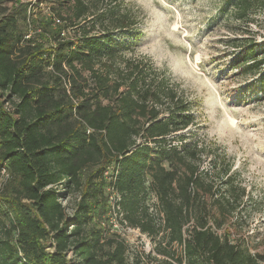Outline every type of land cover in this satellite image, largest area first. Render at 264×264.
<instances>
[{
	"label": "trees",
	"instance_id": "obj_1",
	"mask_svg": "<svg viewBox=\"0 0 264 264\" xmlns=\"http://www.w3.org/2000/svg\"><path fill=\"white\" fill-rule=\"evenodd\" d=\"M47 5L0 8V264H74L69 251L81 264H127L125 241L100 224L113 166L122 218L150 237L160 264H264L224 227L249 217L251 199L231 156L180 132L195 116L166 69L124 57L138 36L136 9L125 0ZM233 8L252 21L264 0ZM234 64L249 73L261 63L244 47ZM73 191L68 215L60 197Z\"/></svg>",
	"mask_w": 264,
	"mask_h": 264
},
{
	"label": "rangeland",
	"instance_id": "obj_2",
	"mask_svg": "<svg viewBox=\"0 0 264 264\" xmlns=\"http://www.w3.org/2000/svg\"><path fill=\"white\" fill-rule=\"evenodd\" d=\"M15 1L2 0L0 8H10ZM21 1L32 4L30 11H50L48 0ZM234 1L125 0L136 9L134 31L138 36L129 40L123 55L147 56L156 67L166 69L195 116L193 124L180 132L213 140L231 156L251 199L244 198L249 217L238 222L233 217L224 227L233 242L238 241L252 253H264V11H253V20L245 21L237 18ZM51 3L58 9L61 2ZM244 47H253L261 63L249 73L234 64V56ZM5 173L0 171V183L7 178ZM54 187L62 193L60 184ZM78 198L77 191L60 197L68 215ZM150 201H156L153 195ZM100 221L106 233L116 232L125 241L127 264H160L157 258L161 256L145 233L137 234L118 223L115 226L112 212ZM69 257L74 264H81L70 251Z\"/></svg>",
	"mask_w": 264,
	"mask_h": 264
},
{
	"label": "built area",
	"instance_id": "obj_3",
	"mask_svg": "<svg viewBox=\"0 0 264 264\" xmlns=\"http://www.w3.org/2000/svg\"><path fill=\"white\" fill-rule=\"evenodd\" d=\"M61 34H65V31H63ZM26 36H29V34H27ZM5 107L7 109H13V104L10 101H6L5 102ZM0 171L2 173H5L6 176L8 177V171L5 167V165H2L0 168ZM117 173V167L113 166L111 168H108L105 172H104V176L108 179H110V183L107 186V195H108V202L110 204V210L109 212H112L115 216V223L114 225L117 226V223L120 227H123L125 229H129V230H134L137 231V234L141 235L140 229L138 227H132L127 225L126 221L122 218V212L120 210V204H119V200H120V194L118 193V191L116 190V188L114 187V183L113 180L115 178V175ZM7 179V178H6ZM5 179V180H6ZM4 180V181H5ZM2 183H0L1 186ZM144 234V233H142ZM47 250H53V242L50 240L47 242Z\"/></svg>",
	"mask_w": 264,
	"mask_h": 264
}]
</instances>
